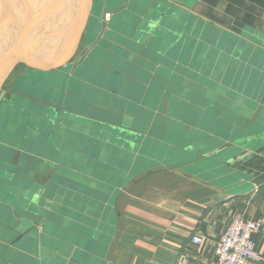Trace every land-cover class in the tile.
Returning a JSON list of instances; mask_svg holds the SVG:
<instances>
[{
  "label": "crops",
  "instance_id": "0c3cea01",
  "mask_svg": "<svg viewBox=\"0 0 264 264\" xmlns=\"http://www.w3.org/2000/svg\"><path fill=\"white\" fill-rule=\"evenodd\" d=\"M232 1L94 0L99 19L88 17L70 64L13 70L8 90L23 112L37 119L53 109L59 124L45 153L51 167L24 150L36 120L0 113V179L22 154L44 171L31 184L43 245L22 239L9 264H215L234 217L264 221V106L253 118L264 93V14ZM122 124L135 130L131 149L129 138L117 148L111 127ZM10 183L0 254L23 214ZM195 234L202 244L191 243ZM254 240L255 264H264V238Z\"/></svg>",
  "mask_w": 264,
  "mask_h": 264
},
{
  "label": "water",
  "instance_id": "95a60500",
  "mask_svg": "<svg viewBox=\"0 0 264 264\" xmlns=\"http://www.w3.org/2000/svg\"><path fill=\"white\" fill-rule=\"evenodd\" d=\"M93 3L94 0H0V107L6 102L20 101L16 93H7L3 90L5 82L16 67L24 66L35 71L47 72L70 64L88 17L92 13ZM263 106L264 93L253 118L259 116ZM45 112L48 114L44 117L41 114L37 119L23 111L17 112V117L20 122L36 120L43 128L41 136L47 141L46 146L54 147L49 144L48 139L58 128L57 112L53 109ZM111 128L112 132L118 135L117 148L129 138L131 142L128 141L126 144L131 149L132 142L135 141V130L130 132L123 124ZM24 137L32 139L29 134H25ZM35 144L33 156L48 161L50 164L48 162L46 164L52 167L54 158L44 156L45 154L39 150L45 146L44 142ZM28 162L33 165V172L29 176L28 173L24 175L19 172L21 166ZM39 165L40 160L29 159L22 154L18 158L16 169L11 173L10 185L16 186L19 181L21 190L19 197L22 199L20 206L23 214L13 231L17 236L13 238L11 235L2 252L0 257L2 264H9L10 250H14L22 239L33 240L32 230L40 225L42 214L37 208L38 193L35 185H31L35 173L44 174L42 169H38Z\"/></svg>",
  "mask_w": 264,
  "mask_h": 264
},
{
  "label": "rangeland",
  "instance_id": "374dc122",
  "mask_svg": "<svg viewBox=\"0 0 264 264\" xmlns=\"http://www.w3.org/2000/svg\"><path fill=\"white\" fill-rule=\"evenodd\" d=\"M231 3H233V1L231 0ZM99 4H101V0H100V3ZM101 5H98L97 7H96V10L92 13V16H93V18L94 19H96V18H98L99 19V15H100V13H101V7H100ZM244 6H245V10L247 11V14L248 15H250V16H252L253 17V15H255V16H257V14H261V15H263L264 14V0H245V2H244ZM260 8V9H262V12H257V8ZM247 18V17H246ZM246 18H244V19H246ZM98 19L96 20V25H98L99 24V22H98ZM255 25V24H254ZM94 31V30H93ZM177 33V32H176ZM92 35L93 34H89V40L92 38ZM68 69L69 68H66V69H64L63 71L64 72H66V71H68ZM63 72V73H64ZM15 75H16V72H13L12 74H11V76H10V78H8V80L5 82V84H4V86H3V90H5L7 93H11L8 89H9V86H10V84L12 83V80H14V77H15ZM61 77V76H60ZM34 80H36V79H34ZM43 83H47V80H41ZM19 101V100H18ZM21 101H23V100H20V103L17 105V106H9V108L6 110V109H4V110H2V108H1V110H0V113L2 114L4 111L6 112L4 115H9V116H7L6 118H13V120H14V122H15V124H17V123H20V121L18 120L19 118L17 117V112H21V111H24V110H26V108H27V104H25V103H22ZM14 102V101H13ZM13 107H14V109H13ZM46 114H48L47 112H42V116L44 117ZM41 115V114H40ZM5 117V116H4ZM16 120V121H15ZM22 123H23V121H21ZM29 122V121H28ZM22 123H20V124H22ZM30 126V125H29ZM31 128H32V130L31 129H29V128H27V130H28V132H26V131H24V136H25V134H29L30 135V138H32L31 140H29L28 138H25L24 137V139H25V142H24V144L27 146V148H25L24 150L25 151H29V152H31V154L32 155H34L33 153H34V146H35V142H37V143H41V144H43V142H44V147L42 146V147H40L39 148V150H40V152H42L43 154H45L46 152H47V150H46V148H47V146L46 145H48V143H47V141L45 140V139H43V137L41 136V134H42V130H43V128H42V126H40L38 123H33V125L31 126ZM40 128V129H39ZM39 129V130H38ZM44 129L45 130H47V128L46 127H44ZM30 130H31V132H30ZM18 136H19V132L17 133V138H18ZM1 140H4V138H0ZM0 140V141H1ZM15 140H16V137H15ZM33 141H35V142H33ZM32 147V148H31ZM30 154V153H29ZM44 156H46V155H44ZM25 165V166H24ZM23 166H21V168H20V171L19 172H22L24 175H26V173H28L27 175L29 176L30 175V173H32L33 171V165H32V163L31 162H28L27 164H24ZM11 173H12V170H10V171H8V172H6V174L3 176V178H1L0 179V198L2 199V201H6V202H8L9 200H11V199H8V198H10L11 197V195H12V193H10V192H8V190L6 189L7 188V184H9L10 183V180H11ZM1 175V174H0ZM32 182H33V180H32ZM31 182V183H32ZM13 188H15L14 186H12ZM16 187L18 188V189H20V187H19V181L17 182V184H16ZM20 194V193H19ZM11 202V201H10ZM37 208H38V206H37ZM18 213V217H20L21 216V213H19V212H17ZM15 218V217H14ZM9 220H11V219H9ZM10 222V221H9ZM10 223H12V221L10 222ZM14 223V226L12 225V224H9V223H6L7 225H10V226H12L13 228L15 227V222H13ZM11 235H13V234H10V237H9V239L11 238ZM31 236H32V238H33V241H36V243L38 242V241H41V243H42V245H43V239H42V237H41V231H39L38 230V227H35L33 230H32V233H31ZM34 245V244H33ZM4 248H5V246L3 247V250H4ZM26 248V244H20V246L18 245L17 247H15V249L14 250H10V253L8 254V259H10V260H13V258L15 257L14 255L15 254H18L19 252L18 251H20V250H23V249H25ZM3 250H2V252H3ZM2 252H1V254H0V257H1V255H2ZM1 262V261H0ZM1 264V263H0Z\"/></svg>",
  "mask_w": 264,
  "mask_h": 264
},
{
  "label": "built area",
  "instance_id": "2783aa9c",
  "mask_svg": "<svg viewBox=\"0 0 264 264\" xmlns=\"http://www.w3.org/2000/svg\"><path fill=\"white\" fill-rule=\"evenodd\" d=\"M255 235L264 238V221L234 217L219 237L215 247V264H255L260 259L256 251ZM199 234L191 237L193 245L202 244Z\"/></svg>",
  "mask_w": 264,
  "mask_h": 264
},
{
  "label": "bare ground",
  "instance_id": "6f19581e",
  "mask_svg": "<svg viewBox=\"0 0 264 264\" xmlns=\"http://www.w3.org/2000/svg\"><path fill=\"white\" fill-rule=\"evenodd\" d=\"M20 1H24V0H20ZM15 8H16V7H15ZM18 8H20V7H18ZM16 9H17V8H16ZM17 10H19V9H17ZM17 10H16V11H17Z\"/></svg>",
  "mask_w": 264,
  "mask_h": 264
}]
</instances>
